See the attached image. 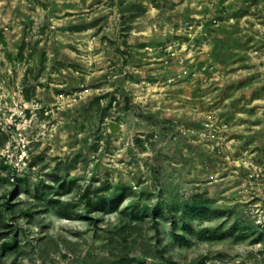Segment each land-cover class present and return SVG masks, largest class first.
I'll list each match as a JSON object with an SVG mask.
<instances>
[{
	"label": "rangeland",
	"instance_id": "1",
	"mask_svg": "<svg viewBox=\"0 0 264 264\" xmlns=\"http://www.w3.org/2000/svg\"><path fill=\"white\" fill-rule=\"evenodd\" d=\"M0 264H264V0H0Z\"/></svg>",
	"mask_w": 264,
	"mask_h": 264
},
{
	"label": "trees",
	"instance_id": "2",
	"mask_svg": "<svg viewBox=\"0 0 264 264\" xmlns=\"http://www.w3.org/2000/svg\"><path fill=\"white\" fill-rule=\"evenodd\" d=\"M105 208H106L105 204H102L101 207H98L95 211L104 212ZM61 213L64 215V217H68V215L65 212L61 211ZM69 219H70V217H69Z\"/></svg>",
	"mask_w": 264,
	"mask_h": 264
}]
</instances>
